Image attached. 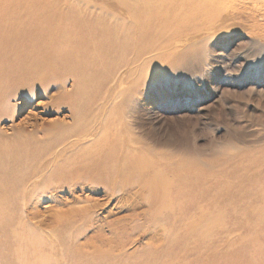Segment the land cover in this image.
Returning <instances> with one entry per match:
<instances>
[{"label": "rangeland", "instance_id": "1", "mask_svg": "<svg viewBox=\"0 0 264 264\" xmlns=\"http://www.w3.org/2000/svg\"><path fill=\"white\" fill-rule=\"evenodd\" d=\"M47 2L56 17L42 24L52 28L55 42L53 36L40 33V21L26 19L22 10H17L21 13L10 24L0 28V44L2 38L7 39L14 49L8 58L15 55V60L4 64L3 69L11 73L3 77L6 81L0 87V164L28 171L24 177L27 186L34 182L32 173L43 166L51 165L52 173L43 181L47 190L23 202L19 216L45 237V250L64 252L66 248L54 245L56 237L52 234L60 229L59 219L80 212L63 232L66 243L82 248L88 255L110 252L112 257L103 258L106 264H146L153 247H171L184 229L179 230V237L164 239L160 234L168 226L172 209L152 220L155 209L150 210L146 196L136 193L137 187L130 189L123 182L114 184L111 178H102L103 158L107 155L100 147L104 120L107 123L105 118H110L117 129L124 122L144 149L172 155V160L187 159L204 165L264 148V59L253 61V46L257 43L264 47V0ZM147 2L167 7L184 5L198 14L166 28L167 36L177 31V26H195L196 30L193 36L171 37L165 46L169 60L160 58V62L147 67L137 84L119 86V73L126 68L110 65L117 52L102 56L96 51L103 41L100 30L104 23L109 28L114 24L117 9L111 8ZM3 18L7 17L0 16V21ZM71 18L83 23L82 30L88 33L90 30L85 28L100 30H93L95 34L89 37L75 31L78 37L71 34V46L66 48L57 29L73 26ZM161 41L159 45L165 43ZM72 52L79 53L77 63L82 55L87 57L81 69L68 59ZM183 57L192 61L187 63ZM104 59L106 63H101ZM191 65L195 70L186 69ZM161 76L171 87H156ZM176 131L185 139L181 144L171 140ZM212 166V170L218 169ZM228 166L222 168L233 171ZM3 177L9 179L10 174L3 173ZM11 177L14 179L17 173ZM256 196L235 197L227 202V213L217 218L227 228L220 237L233 246L236 264H264V183ZM180 202L185 203L183 199ZM201 212L202 221L214 214L210 198L188 209L185 215L181 211V224L193 222ZM205 220L202 230L212 227ZM193 243L191 238L187 247L192 249ZM173 255L177 257L176 252ZM152 256L158 261V256ZM61 259L60 264H69L62 255Z\"/></svg>", "mask_w": 264, "mask_h": 264}, {"label": "bare ground", "instance_id": "2", "mask_svg": "<svg viewBox=\"0 0 264 264\" xmlns=\"http://www.w3.org/2000/svg\"><path fill=\"white\" fill-rule=\"evenodd\" d=\"M47 3V0H1L0 16L3 15L7 18L0 21V28L2 25L10 24L11 19L21 13V11L17 13V10H22L25 11L22 14L26 19L31 18L35 23L40 21V25L43 26L40 33L43 35L48 33L53 36L52 40L55 42L56 38L52 33V28L42 24L56 17V12ZM146 4L142 6L119 5L116 8H111L112 10L117 9V17L113 21L112 27L109 28L106 26L107 23H104L101 30L100 27L85 28L89 29L90 33L82 30L85 27L83 23L71 18L73 26L67 24L57 29V35L63 37L64 47L70 48L71 34L77 36L76 32L79 30L78 33L89 37L90 34H95L94 31L100 30V37L103 41L100 44V50H95L102 56L108 52L110 54L111 51L117 52L115 60L110 65H113L114 69L123 68V66L126 68L119 73L117 85L120 86L121 83H127L130 86L137 84V79L143 77V72L147 67L154 62H160V58L166 59L165 46H168L169 42L167 41L171 40V37L175 35L193 36V31L195 33L196 30L195 26L192 28L177 26V31L167 36L166 28L175 26L176 22L187 19L189 16L197 17L196 15H198L190 12L184 5L167 7L164 3L155 5L147 2ZM40 17L43 18L39 20ZM203 19L205 20V18ZM159 40L165 43L159 45ZM1 42L0 87L6 81V78L3 77H7L11 73L9 70L6 72V69L3 68L8 65L9 60H15V55L8 58L14 49L7 43V39L2 38ZM78 54L72 52L68 59L73 65L75 64L76 68L80 67L79 69H81L84 61L86 60L87 63L88 60L82 55L81 60L77 63ZM144 56L147 57L144 58ZM253 57L255 62L264 59L262 45L256 43L253 46ZM167 59L169 60V57ZM182 59L187 63L192 61L187 57ZM106 61L107 59H104L101 63H106ZM186 69L195 70L192 65L186 66ZM0 103L2 104L1 100ZM105 119H107V123L104 120L103 124L106 125V128H103L104 131L100 134V147L104 153H107L103 158L105 164L102 169V178L109 177L114 184H118L119 181L123 182L130 189L133 186L137 187L136 193L146 196L145 199L150 210L155 209V213L151 215L152 220L161 218L164 213L172 209L171 220L167 221V228H162L165 231L160 234L164 239L173 240L176 236L179 237L180 229L185 230H183L180 239L177 237L178 240L176 239L177 241L171 247L166 249L165 246L162 249L159 246L153 247L148 252L146 264H236L237 262L232 256L233 246L227 239L222 240L223 238L220 237L222 232L226 233L227 228L221 226L217 222V218L223 213H227V202H231L235 197L256 196L260 191L261 185L264 183L262 174L264 148L241 152L235 157L226 156L216 162L204 165L187 159L172 160V155L156 154L148 151L147 148L144 149L142 142L133 138L130 128L124 122L122 128L117 129L110 123V118ZM103 124L102 126H104ZM109 125L110 128L107 127ZM108 129L112 133H109ZM171 140L177 144L185 141L178 131L174 133ZM212 165H216L218 169L212 170ZM225 165H229L228 168H233V171L229 172L226 171L227 168L226 170L222 168ZM50 167L51 165H45L43 169L32 173L34 182L27 186L24 184V177H27L28 171L22 172V169L17 171L14 165L0 164V264H60L62 262L61 255L69 261V264H74V262L76 264H106L103 258L106 255L112 257L110 252H96L93 255H88L89 252L85 253L81 250L82 248L66 243L67 239L63 232H66L65 230L70 227L71 220L77 217L80 212L71 213L70 217L59 219L60 229L52 234L56 237L54 245L66 248L64 252L57 249L52 251V248L51 251L45 250L48 245L45 237L20 218L18 209L21 204L29 201L33 194L37 197L38 193L40 194L44 189L47 190L46 187L44 188L43 181L52 176ZM3 173L10 174V178L3 177ZM13 173H17V177L14 179L11 177ZM243 183L251 185L246 186ZM193 197L196 199L190 202V198ZM208 198L211 199L214 214L204 220L212 225L210 229H201L204 221H202L204 215L202 212L191 223H186V216H183L186 224H181L182 213L185 215L188 209L198 207ZM182 199L185 203L180 202ZM222 206H224L223 212ZM87 211L88 208L82 210L81 213ZM191 238L194 239L192 249L187 247ZM208 241H210V245H206ZM174 252L177 253V257L173 255ZM152 255L158 256V261L151 258ZM150 259L154 260L150 261ZM110 260L113 261L112 258ZM133 264L139 263L134 261Z\"/></svg>", "mask_w": 264, "mask_h": 264}, {"label": "snow or ice", "instance_id": "3", "mask_svg": "<svg viewBox=\"0 0 264 264\" xmlns=\"http://www.w3.org/2000/svg\"><path fill=\"white\" fill-rule=\"evenodd\" d=\"M156 87L160 90H165L169 87H171V84L168 83V81L166 80L165 77L161 76L159 79H158V82L156 84Z\"/></svg>", "mask_w": 264, "mask_h": 264}]
</instances>
